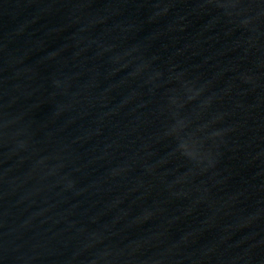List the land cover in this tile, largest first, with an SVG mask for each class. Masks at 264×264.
Instances as JSON below:
<instances>
[{
  "label": "water",
  "instance_id": "95a60500",
  "mask_svg": "<svg viewBox=\"0 0 264 264\" xmlns=\"http://www.w3.org/2000/svg\"><path fill=\"white\" fill-rule=\"evenodd\" d=\"M0 264H264V0H0Z\"/></svg>",
  "mask_w": 264,
  "mask_h": 264
}]
</instances>
